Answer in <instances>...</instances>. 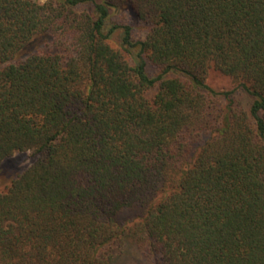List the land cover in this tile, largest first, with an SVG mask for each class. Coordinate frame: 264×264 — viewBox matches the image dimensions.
<instances>
[{
    "label": "trees",
    "instance_id": "1",
    "mask_svg": "<svg viewBox=\"0 0 264 264\" xmlns=\"http://www.w3.org/2000/svg\"><path fill=\"white\" fill-rule=\"evenodd\" d=\"M0 187V264H264V0H0Z\"/></svg>",
    "mask_w": 264,
    "mask_h": 264
},
{
    "label": "rangeland",
    "instance_id": "2",
    "mask_svg": "<svg viewBox=\"0 0 264 264\" xmlns=\"http://www.w3.org/2000/svg\"><path fill=\"white\" fill-rule=\"evenodd\" d=\"M138 36L142 37L143 33L142 34L138 33ZM147 71L150 75H156L158 72L157 69L153 67L151 64H148ZM207 81L209 83V86L215 91L233 90L234 94L232 97H233L235 104L243 110H248L249 105L251 103V98L245 92L239 89L237 91H234V89H237V88L232 84V81L228 77H225L216 71H210L208 74ZM32 160L33 159L30 156V153L28 152L14 154L13 157L10 158L9 163H7V173H9L10 175H13V174L23 171L26 167L30 165ZM4 188L5 187H0V191H2ZM122 214H123L122 218L124 219L130 216L129 212H124ZM133 251L135 253V254L132 253L133 260L137 256V258L139 257V261L141 262V264H143L145 262L144 261L145 259L140 255V253L136 252L135 250Z\"/></svg>",
    "mask_w": 264,
    "mask_h": 264
}]
</instances>
